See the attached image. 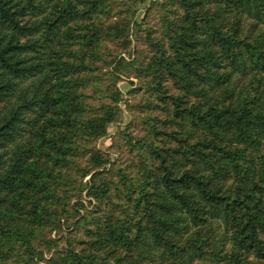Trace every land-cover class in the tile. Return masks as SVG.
I'll return each instance as SVG.
<instances>
[{"label": "trees", "instance_id": "1", "mask_svg": "<svg viewBox=\"0 0 264 264\" xmlns=\"http://www.w3.org/2000/svg\"><path fill=\"white\" fill-rule=\"evenodd\" d=\"M162 6L171 15L141 67L166 119L148 125L157 142L138 140L150 161L120 182L133 207L118 215L117 206L99 207L113 165L88 144L105 135L117 107L86 101L98 55L83 46L124 28L72 33L71 23L105 12L104 0H0V264L34 262L68 170L86 153L94 204L77 223L88 238L48 264H264V0Z\"/></svg>", "mask_w": 264, "mask_h": 264}, {"label": "rangeland", "instance_id": "2", "mask_svg": "<svg viewBox=\"0 0 264 264\" xmlns=\"http://www.w3.org/2000/svg\"><path fill=\"white\" fill-rule=\"evenodd\" d=\"M163 2L164 0H104L105 12L70 24L74 35H79L81 26L87 34L92 25L102 28L116 23L124 28V35L119 38H106L100 45L83 46L84 50L89 47L95 49L98 55L93 59L94 64L90 70H87L90 84L82 88L88 95L86 101L93 106L104 103L117 107V114L108 125L105 135L89 140L88 144L94 150H99L102 157L113 165L111 179L114 186L109 199L99 207L107 209L117 206L118 215H121V210L133 207L124 192L117 190L118 187H124L120 182L128 184L131 176L141 174L140 163L146 161L143 157L146 153L145 146L138 140L147 137L148 140L157 142L149 134L148 125H153L155 119H160L156 124L162 126L166 119L157 93L149 84L151 77L141 67L152 53L150 41L160 37L163 31L164 13L171 15L162 6ZM248 23L249 21L245 22V30L248 29ZM78 41L82 42L80 38ZM89 57L88 53L86 60ZM115 90L120 92L116 101L111 98V93ZM75 161L78 164L68 170L70 178L63 182L64 195H61L60 203L57 207L52 206L51 220L40 229L34 242L32 264H48L47 260L51 256L63 252L67 247H84L85 244L79 243L78 239L85 241L88 238L84 227L79 226L77 220L86 209L93 208L94 202L86 198L84 186L93 171L88 172L91 169L88 153L76 157ZM83 171L88 175L83 177ZM79 201L83 202L84 207L78 206ZM61 203H65L64 206ZM211 228L216 237L223 231L219 220L213 222ZM69 241H72V246ZM2 248L7 251V247ZM202 263L212 264L207 261Z\"/></svg>", "mask_w": 264, "mask_h": 264}]
</instances>
